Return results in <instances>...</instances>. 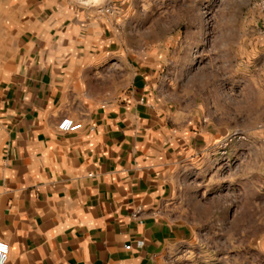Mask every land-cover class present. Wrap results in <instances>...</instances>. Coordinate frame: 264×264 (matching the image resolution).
Segmentation results:
<instances>
[{"label":"crops","instance_id":"obj_1","mask_svg":"<svg viewBox=\"0 0 264 264\" xmlns=\"http://www.w3.org/2000/svg\"><path fill=\"white\" fill-rule=\"evenodd\" d=\"M178 2L0 0L6 264H189L235 235L231 158L264 173V148L221 155Z\"/></svg>","mask_w":264,"mask_h":264},{"label":"rangeland","instance_id":"obj_2","mask_svg":"<svg viewBox=\"0 0 264 264\" xmlns=\"http://www.w3.org/2000/svg\"><path fill=\"white\" fill-rule=\"evenodd\" d=\"M254 2H178L190 40L183 55L193 73L198 68L205 70L207 85L214 86L207 94L216 97L223 132L227 137L235 134L228 144L226 139L222 141L224 156L233 143L264 148V18ZM5 50L0 44V68L9 56ZM245 159L240 155L231 158L237 180L230 188L233 220L229 227L235 229V235L226 242L223 237L221 251L204 246L205 254L195 253L189 264H264V173L257 167L240 166Z\"/></svg>","mask_w":264,"mask_h":264},{"label":"built area","instance_id":"obj_3","mask_svg":"<svg viewBox=\"0 0 264 264\" xmlns=\"http://www.w3.org/2000/svg\"><path fill=\"white\" fill-rule=\"evenodd\" d=\"M254 7L261 13L262 17L264 18V0H255ZM110 11L109 8L106 9ZM264 127V123L262 125ZM82 123L75 121L71 117H66L63 121L58 125V128L63 132H71L81 129ZM235 137V134L230 135L226 138V144L228 141L232 140ZM10 254V246L5 241L0 239V264H6L9 259Z\"/></svg>","mask_w":264,"mask_h":264}]
</instances>
